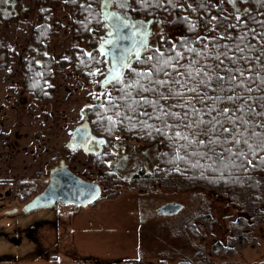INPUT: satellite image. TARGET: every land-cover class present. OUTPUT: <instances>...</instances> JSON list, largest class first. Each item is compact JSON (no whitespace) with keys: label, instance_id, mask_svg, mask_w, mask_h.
Returning a JSON list of instances; mask_svg holds the SVG:
<instances>
[{"label":"rangeland","instance_id":"rangeland-1","mask_svg":"<svg viewBox=\"0 0 264 264\" xmlns=\"http://www.w3.org/2000/svg\"><path fill=\"white\" fill-rule=\"evenodd\" d=\"M48 7L52 9L53 34L43 48L46 55L54 62L60 60L65 68L58 64L51 67L50 77L44 81L47 98L24 91L18 66V56L23 54L21 47L25 45L30 26L36 22L35 16H29L25 26L11 21L10 25L0 27L3 43L11 51L7 65L0 69V181H7V186L0 184V264H78L85 260L87 264H96L92 261L94 258L106 264L116 260L117 264H264V200L257 206L253 196L245 192L227 193L200 186L188 188L180 183L176 189L161 183L158 186L147 183L142 190H130L124 180L118 185L111 179L104 183L99 199L85 208L55 205L30 213H6L20 210L43 190L49 169L67 154L65 145L80 123L81 109L89 105L99 91L97 82L101 73L97 71L101 67L98 62L94 61L92 71L99 78L90 82L86 81L88 77L83 78L76 68L62 61L72 52L69 27L73 13L54 1ZM31 10L32 15L36 13L35 5H31ZM184 21L187 27L188 20ZM191 31L174 28L165 32L163 40H157L160 35L157 31L152 49L126 71L127 77L141 81L143 78L136 73L146 72L156 62L176 57L177 53L184 57L179 59V65L190 63L186 52L189 44L179 50L176 42L183 34L191 35ZM208 32L206 41L214 40L222 46L226 33L223 23H214ZM230 37L237 35L228 28V42L233 40ZM80 46L86 57L85 43ZM172 61L177 64L175 59ZM247 63L253 64L250 60ZM238 64L235 67H239ZM151 70L156 72L153 66ZM164 70L168 71V67ZM245 71L243 69L244 74ZM172 75L175 76V72ZM143 80L146 87L148 81ZM263 95L261 90L260 102ZM258 107L254 105L255 112L249 119L255 118L251 121L252 131L260 136L252 138L257 140L264 137V127H261L264 122L257 115L261 113ZM102 112L89 117L94 130L95 126L105 124L99 121ZM115 142L120 141L109 143ZM104 159L105 155L103 162ZM67 161L85 179L97 183L102 181L107 168L97 165L101 160H90L82 154ZM129 175L130 171L125 168L123 176ZM167 202L181 203L183 208L173 216L158 215V208ZM38 222H44L36 233L39 246L28 237L30 228Z\"/></svg>","mask_w":264,"mask_h":264},{"label":"trees","instance_id":"trees-1","mask_svg":"<svg viewBox=\"0 0 264 264\" xmlns=\"http://www.w3.org/2000/svg\"><path fill=\"white\" fill-rule=\"evenodd\" d=\"M51 1H54L56 4L61 3V5L68 7V9L71 10V13H73L74 19L69 30L75 38V43L78 46L75 50L81 51L82 49L79 47H81L80 45L83 42L88 44L89 48L94 46L93 31L98 26L101 28L102 23L98 11L99 0H49L50 3ZM132 1L135 3L136 7H138L141 0ZM154 1L155 0H146V2ZM51 11L52 9L50 7L42 9L38 13L36 22L31 27L29 42L39 50H44L43 47L45 42L53 34L54 23L52 21ZM180 37L179 41H177V45L179 46L177 48L183 50V48H186L189 44L186 48V52L190 54L191 51H188V49L191 48L190 38L187 34H183V36ZM235 43L239 42H234L232 40V42H228L227 45L234 48L235 52L239 54V50L235 49ZM5 44L3 43V40L0 39V50L5 51L7 49ZM221 51H227V49L222 48ZM251 51L252 48L248 45L245 50V57H248V59H244L243 68L246 69L244 76L249 78L245 81L246 87L251 88L252 91L251 93L242 89H237V91L246 98L260 99L259 94L261 90L262 95L264 94V76L257 77V75L253 73V64L247 63L248 60L253 62L249 53ZM72 53V59L76 63V70L80 76L83 78L88 77L86 78V81L90 82H93L95 78H99L98 75L94 76L92 74L95 60L92 55L88 54L84 57L85 53L81 55L77 54L76 51H73ZM214 53L217 52L213 51L211 54L212 61L210 64L203 61H201V63L215 65L216 61L212 59L215 55ZM231 53L233 52H229V55ZM36 55L42 58L43 64L41 67H31V77L25 80L24 91L32 96L36 95L39 98H47L49 96L45 95L47 89L45 90L44 88V81L50 77L49 74L51 67L57 66L60 61L54 62L50 55ZM75 60L79 61L76 62ZM195 60H199L198 57L193 61ZM154 62L155 61H153V63ZM160 63L161 62H156V64L152 66H159ZM172 64L177 66L174 61H172ZM225 64H227L228 67H235V65L230 64L229 62H225ZM160 66H162V63ZM151 67L146 72L152 71ZM180 69L184 71L183 68ZM168 71L172 72V68L168 67ZM152 72L155 79H158V77L159 79L167 78L163 75V72ZM219 74L223 75L222 72ZM129 78L130 77H127V72H125L123 78L114 81L108 86L107 93L110 94H102V103L89 114L88 120L89 117L91 118L99 111H103L102 118H100L99 121L100 123L104 122L105 124L103 126H95L96 130H94L93 125L89 121L92 132L97 135L105 136L109 142L118 140L157 145V147H159L157 163V180L159 184L167 185L172 189H176L177 184L180 183L188 188L200 186L212 190L222 189L227 193H250L254 198L253 203L255 202L257 206L262 205L260 203L264 200V137L259 140L250 137L249 143L252 145L251 149L244 144H227L213 145L212 150L210 151L209 148L205 146L188 144L187 141L174 137L175 132L187 134V130L183 127H175L178 121L174 118L165 117L163 119H156V116L161 115L158 109L154 110L149 104L132 103L134 100L140 101L143 98L156 100L158 97L151 92L142 91L139 85H136L137 81H139V84L144 85L145 80L142 79L140 81V79H135L134 77L135 80L133 81ZM255 78L258 79L256 80ZM129 84L136 86L127 87ZM148 86L149 85L147 84L146 87ZM258 89L261 90L258 91ZM160 91H163V89ZM259 99L254 100L252 107L254 108V105L257 104L259 106L258 108H261V113H264V95L262 97V102H260ZM163 102L174 103L175 101L171 99L159 100L161 105ZM197 107H199V105H197ZM158 112L159 114H157ZM252 114L245 117V119L249 120ZM260 117L261 122H264V115H260ZM254 119L255 118L251 121H254ZM251 121L250 123L252 124ZM165 123L172 125L173 127H165ZM93 124L96 125L97 123L93 122ZM224 148H230L232 152H224ZM241 151L244 152L245 155L240 156L237 154ZM200 153H206V155H200ZM221 153L223 154L221 155ZM98 159L101 160V162L97 163V165L105 166L102 157H97L96 160ZM249 161H251V163H249ZM6 182L7 181H0V184H2L1 186H7ZM18 185L20 186L21 184L19 183ZM257 208L260 209V207H256L255 209ZM86 261L87 260L80 261L78 264H87ZM92 261L96 264H106L101 263V261L96 258ZM113 262L109 264H117V260ZM181 264L190 263L182 262Z\"/></svg>","mask_w":264,"mask_h":264},{"label":"flooded vegetation","instance_id":"flooded-vegetation-1","mask_svg":"<svg viewBox=\"0 0 264 264\" xmlns=\"http://www.w3.org/2000/svg\"><path fill=\"white\" fill-rule=\"evenodd\" d=\"M100 1L101 0H99L98 11L100 9ZM49 3V0H0V27L3 25H10V21H18L16 22L17 25L25 26L27 23H29V16H35V19H37L38 13L42 9L47 8L49 6ZM120 3L121 0H111V8L116 9L135 27H139L143 30L147 29V27H150L151 33L147 51L152 49L151 44L153 43L154 35L155 37L157 35V31H159L160 33L157 40H163V38L165 39L166 36L165 32L174 30V28L179 30L182 29L183 31H185V29H191L192 34H187V36L190 38L192 49H195L197 52H201L204 55L197 56L195 52L191 51V53L189 54V61H193L198 57L200 62L203 61L210 64V62L212 61L211 54L213 53V51L218 52L222 50L223 47L218 46L214 40L211 42L206 41L207 36L209 35L208 31L210 30V28H212L214 23L222 22L223 26H225L226 28L225 37L223 38V43L221 45H225L228 43V28L233 30L237 37L247 32V36L244 38V40L237 42H239L242 47L249 45L252 48V51L249 53L253 60V73L257 75V77L264 76V56H261L260 59H256V57L261 53V48L264 47V35H261L264 34V25L261 24V22H264V0H235L234 3H230L229 0H155L154 2H146V0H141L138 7H136L135 3L132 0H123V3L125 4L124 7H121ZM32 4L35 5L37 9L36 13H34L33 15V12L31 10ZM214 16L217 18L216 20L212 19V17ZM237 16L240 17V20L236 19ZM149 20H151L152 22L150 23V25H147V22ZM184 20H188L187 27L185 26ZM33 24L34 23H32V25ZM32 25L30 26V28L32 27ZM230 25H236V27H229ZM30 30L31 29H29V31L26 33L25 45H23L24 47H21L24 55L22 54L23 56H18V66L19 72H21L22 75V83H24L27 78L31 77V67H41L43 64L42 58L38 57L36 54H46L43 49L39 50L29 42ZM105 32L106 27L103 26L102 20L101 28L98 26L93 31L94 46L89 48L88 44L85 43V50L88 49V54L92 55V57L95 58L94 61L98 62L101 67L97 71L101 73L98 82L105 76L107 72V66L109 65V59H106L105 55H100L99 51L97 50V46L102 41H104L103 36ZM221 34L222 33H220V39H222ZM1 37L2 35H0V39L3 40ZM70 39L72 52L76 51L79 55L83 54L82 50H75L76 47L78 48V46L75 43V38L72 35ZM156 44L158 45L159 42H156ZM6 48L7 49L5 51L0 50V69H3L7 65L8 58L11 53L10 48ZM79 48L84 49L83 46ZM14 52L16 53L15 50ZM72 52L70 55H68V58H64V63L76 68L74 61L72 60ZM144 54L140 59L135 60L131 64V66L127 68V70L131 69L136 62L141 61ZM239 55H241L242 57L246 56L245 52H243L242 54L239 53ZM239 61L240 62L238 66L243 71L244 59L241 58ZM225 62L228 61L225 60ZM58 65L61 66V63H58ZM61 68L63 69L65 67L61 66ZM108 86L100 93L98 85L99 91L95 98L97 99L99 95L102 96L105 90H107ZM95 98H93L90 104L87 106H92L96 101ZM101 103L102 97L99 104ZM93 134L96 136L104 137L105 142L102 143L94 138L88 139L86 141V145L84 147H79L77 150H69L66 144L65 149L67 154L64 158H59L56 161V164L49 169L48 176L44 181V188L48 183L50 171L52 169L58 168L61 164L65 165V167L69 171L73 172L83 180L90 181L85 179L67 161V159H69V161L74 160V157L79 154L86 156L90 160H96L97 157H102L103 155L106 156L104 164L107 168L105 173H103L102 175V181L98 183L100 185L101 191L105 187L104 183L111 179H114V181L118 185H120V183H123L124 180V185L127 186V188H129L130 190H136L137 188L142 190L143 187L147 185V183H157V186L159 185L157 180L159 147H157V145L139 143L134 144L128 141L109 143L105 136L97 135L94 132ZM124 149L127 151L123 152ZM125 168L130 171V175L126 177L123 176V170H125ZM24 205L25 204L21 206L20 210L17 209L18 212L23 213L22 207ZM42 224H44V222L36 223L33 227L30 228V232L28 233V237L31 240L37 242V244L38 238L36 233L38 231V228L41 227Z\"/></svg>","mask_w":264,"mask_h":264},{"label":"snow or ice","instance_id":"snow-or-ice-1","mask_svg":"<svg viewBox=\"0 0 264 264\" xmlns=\"http://www.w3.org/2000/svg\"><path fill=\"white\" fill-rule=\"evenodd\" d=\"M229 2L234 3L235 0H229ZM105 3L107 4L108 0H105ZM120 6H125L123 0H121ZM212 19L216 20L217 18L212 17ZM236 19L240 20V17L237 16ZM261 24L264 25V22ZM229 27L235 28L236 25ZM246 36L247 32L241 36L230 38L236 42L243 41ZM121 38L123 39V37ZM222 47L227 51H218L212 57L216 61L215 65L202 64L199 60L179 65V59L184 57L177 53L176 57L163 60L162 66H153L157 73L163 72L166 79H155L152 71L136 73L138 77L146 79L149 86L145 88L139 84V81L136 82V85H139L142 91L151 92L158 98L156 100L143 98L140 101L134 100L132 103L149 104L154 110L158 109L161 115L156 116V119L174 118L178 121L175 127H183L187 130V134L175 132L174 137L185 140L188 144L205 146L210 151L213 145L227 144H244L251 149L249 138L260 136V134L252 131L254 126L245 117L255 112L252 103L259 98L249 99L241 95L237 89L249 93L252 91L245 84L249 78L244 76L239 67H228L225 64V60H227L230 64L235 65L241 58L248 59V57L237 54L234 48L227 44ZM246 47L248 46L242 47L240 43H235V49H238L240 54L245 52ZM190 51L195 52L197 56L204 55L195 49H190ZM229 52H233V54L229 55ZM136 56L139 59V52L136 53ZM261 56H264V47L261 48V53L256 59H260ZM148 59L151 60L152 57ZM173 59L177 61L178 66L172 64ZM165 67H171L172 72H175L176 75L173 76L172 72L165 71ZM180 68H183L184 71H180ZM113 71L116 75L111 79H119V70L114 68ZM220 72H224L225 75H220ZM92 74L95 75V73ZM136 85L129 84L127 87ZM161 89L163 91H160ZM160 99H171L175 102L161 105ZM175 108H180L181 111H173ZM257 115H264V113H257ZM165 127L173 126L165 123ZM224 152L231 153L232 150L224 148ZM237 154L245 155L242 151ZM200 155H206V153H200Z\"/></svg>","mask_w":264,"mask_h":264},{"label":"water","instance_id":"water-1","mask_svg":"<svg viewBox=\"0 0 264 264\" xmlns=\"http://www.w3.org/2000/svg\"><path fill=\"white\" fill-rule=\"evenodd\" d=\"M99 11L103 26L106 27V32L103 36L104 41L97 46V50L100 55H105L106 59H109L107 72L98 82L101 93L109 84L123 78L127 68L135 60H138L137 52H139L140 59L147 51L151 29L147 27V29L143 30L135 27L116 9L111 8V0H108L107 4L105 0H101ZM151 22L149 20L147 25H150ZM114 68L119 70V79H111V77L116 75L113 71ZM101 97L100 95L92 106H85L81 109L80 123L70 133L71 137L66 145L69 150H77L81 146L84 147L88 139L94 138L102 143L105 142L104 137L93 134L88 120L89 114L100 103ZM100 195L101 188L98 183L83 180L61 164L58 168L50 171L46 187L25 203L22 211L23 213H30L36 210L52 208L56 204L86 207L97 200ZM182 208L183 205L181 203L167 202L158 208L157 213L160 216H173L179 213ZM16 212H18L17 209H12L6 213L12 214Z\"/></svg>","mask_w":264,"mask_h":264},{"label":"crops","instance_id":"crops-1","mask_svg":"<svg viewBox=\"0 0 264 264\" xmlns=\"http://www.w3.org/2000/svg\"><path fill=\"white\" fill-rule=\"evenodd\" d=\"M10 23H11V21H10ZM22 25H20V27H21ZM20 107H22V106H20ZM11 134L10 133H8V138H10L9 136H10Z\"/></svg>","mask_w":264,"mask_h":264}]
</instances>
